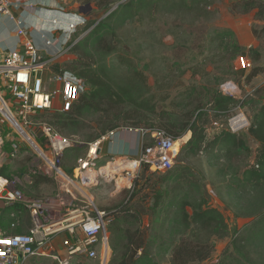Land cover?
Returning a JSON list of instances; mask_svg holds the SVG:
<instances>
[{
    "label": "rangeland",
    "instance_id": "1",
    "mask_svg": "<svg viewBox=\"0 0 264 264\" xmlns=\"http://www.w3.org/2000/svg\"><path fill=\"white\" fill-rule=\"evenodd\" d=\"M120 1L116 2L109 10ZM236 1L238 0H200L198 5L195 4L191 8L187 7L188 9L185 7L178 9V7H171L170 4L160 1L146 10L134 13L131 19L116 23V39L118 38L120 42L119 46L128 53L127 59L128 62H131V68L134 72L147 78L148 85L152 87L156 112L162 110H169L177 114L188 112L192 107H183L184 101L182 99L186 88L193 84H204L207 81V78L203 76L206 70H212L216 75L220 74V71L216 72L215 69H212L219 62L218 52L221 47L216 37L219 32L232 31L243 49L259 48L262 55L259 64H264V35L261 39H255L252 35L253 29L259 31L264 26V21H255L254 11L248 14H232L229 8ZM90 6L91 10L85 19V26L78 30L71 42L86 36L92 27L91 23L100 20L109 11H98L92 5ZM57 37L58 35L51 34L47 38L53 41V49L57 52L56 54L60 52V43L54 45ZM43 54V59L49 58ZM56 54H51V56ZM74 58L72 54H69L61 59L62 63L52 60L48 64V69L59 73L63 70L62 65ZM94 59L86 58L90 63ZM97 59L98 56H96ZM103 59L107 67L116 68L124 74L129 73L130 69L126 70V66L120 64L115 55L111 54ZM234 67L240 68L236 61ZM191 72H195L196 77L194 79L190 77ZM230 84L234 86L232 89L233 96L243 99L244 96H250L256 88L264 84V74L254 78L249 85L245 83V76L229 77L220 83L219 90L225 91V86ZM5 98H10L7 90ZM124 110L133 109L126 106ZM245 111L249 116L251 106L246 105ZM53 113V111H44L27 118L39 138L41 137L39 124H49L48 118ZM236 113L237 110L232 111V115ZM96 118L97 116L86 117L85 120L81 121L80 127L75 129L72 136L59 135L65 138H75L84 143L86 137L94 133L92 127L95 124L92 120ZM229 118L228 115H203L197 128L200 129L199 135L204 139L200 149L194 153L184 149L191 135V132H188L177 140L180 142V148L171 171L150 174L149 171L143 172L141 167L132 177L131 184L133 186L134 183H137L138 190H140L141 184L147 181L149 185H155V189L164 191L158 203V210L165 208V212L158 214L150 212V217L142 218L140 230L146 233L143 240L145 243H150V261L146 264H169L173 248L181 240L196 241L204 245L211 244V252L208 258L193 264H264V248L258 246V242L254 239L264 236V205H260L259 208L255 209L256 211H250H255V215L245 216L249 210L255 208L253 206H255L256 201L255 203L253 201L258 199L259 195H256L255 198V195L251 193L241 200H236L233 189L229 187L231 178L226 171L228 163L217 160V158H221V155L223 156L224 152H221V145L216 140L220 137L221 132L227 130ZM5 124H9L8 121L5 120ZM121 125L118 130H132L133 133L143 138L141 130H146L142 127L143 125L139 129L130 128L131 125L129 124ZM240 134H246V130ZM144 140L149 141L147 138ZM45 144V142L40 144L43 150H45ZM248 146L253 151L256 148V144L249 139ZM85 147L81 152L76 150L77 147L64 152L62 158L64 171L72 169L73 175L77 159L84 158L86 155ZM119 157L134 161L138 156L114 155L108 160ZM252 157L253 155L247 161L250 164ZM241 164L240 162L233 163L234 170L242 168ZM243 165L246 163L244 162ZM230 173L229 171L228 174ZM5 174L9 178L17 180L16 189L24 196L54 201L59 192L54 178L47 173L45 164L38 158L34 148L30 146L22 149L18 156L9 163ZM38 175L46 178V181L34 185L33 179ZM125 176L122 173L120 177L122 180L119 181L120 187L116 185L115 180L102 181L97 188H85L76 182L77 188L82 193L73 187H69L68 191L73 192L79 200L84 198L91 200L94 207L105 214L103 209L114 207L116 204L117 206L120 205L129 194L127 193L128 190L124 188L127 182L123 179ZM163 176H169L168 180L160 182ZM116 189L117 194L113 196V191ZM91 192L92 198L89 196ZM144 194L148 195L147 205L150 208L153 206L155 193L151 188L141 190L137 193L136 200L141 201ZM64 201L68 203L67 195L64 196ZM245 203L253 208L245 209ZM181 208L189 216L188 224L180 218ZM198 208L201 210L213 208L220 212L228 226V233L219 236L204 228L202 223L194 222L193 214ZM261 219L263 222H259ZM130 228L135 229L133 226ZM107 231L112 233L108 226ZM260 231L262 234H259ZM112 236L116 238L113 234ZM59 239H62V235L59 236ZM77 259L78 264H96L95 261L86 258ZM52 263L57 264L55 261L38 260L35 262V264Z\"/></svg>",
    "mask_w": 264,
    "mask_h": 264
},
{
    "label": "trees",
    "instance_id": "2",
    "mask_svg": "<svg viewBox=\"0 0 264 264\" xmlns=\"http://www.w3.org/2000/svg\"><path fill=\"white\" fill-rule=\"evenodd\" d=\"M78 1L80 5H92L96 10L106 12L120 0ZM160 1L170 4L171 7H178V9L181 7L191 8L200 3V0H131L124 5H119L107 17L92 22V27L86 36L75 44L70 41L69 52L75 58L62 65L64 70L84 82V91L72 104L69 111L59 113L51 110L54 113L48 118L49 124L59 134L72 136L75 129L80 127L82 120H85L86 117L97 116L96 119L92 120L95 124L92 127L94 133L86 137L84 146L88 142L98 140L110 131L118 130L121 128V124H129L131 125L130 128L133 129H139L143 125L142 127L146 130H160L172 140H179L191 132V138L184 149L194 153L204 143L203 137L199 135L200 129H197L201 117L210 114L212 116H231L232 111L239 108L247 117L250 125L246 134H232L228 130L220 133V137L216 141L221 145V152L224 154L217 160L228 163L226 171L231 178L229 187L233 189L236 200H241L251 193L255 195V198L256 195H259V198L253 201L258 204L255 203L254 209L249 210L253 207L245 203V209L249 210L245 216L255 215V209L264 205V84L256 88L250 96H244L243 99L223 94L219 90V85L229 77L236 75L245 76V83L249 85L254 78L264 74V64H259L262 58L261 52L259 48L243 49L235 34L230 30L219 32L216 36L221 47L218 52L219 62L217 61L215 68L212 69H215L216 72L220 71V74L216 75L214 71L206 70L203 76L207 78V81L204 84H193L186 88L182 99L184 101L183 107H192L188 112L182 114L169 110L156 112L152 87L148 85L145 76L136 74L131 68V62H128L127 59L128 53L124 52L119 46L118 38L116 39L115 25L118 21L125 22L127 19H131L134 13L146 10ZM229 10L232 14H248L254 11V20L264 21V0H238L230 5ZM252 35L255 39H261L264 35V26L259 31L253 29ZM111 54L115 55L120 64L126 66V70L130 69L128 74L105 65L103 58ZM96 56H98L97 60ZM87 57L95 59L90 63L86 60ZM238 58L248 61L250 67L235 68L234 62L237 63ZM190 77L194 79L196 77L195 72H191ZM237 85L239 86V84ZM246 105L251 106L250 119L245 111ZM126 106L132 107L133 110L125 111ZM38 139L41 144L47 142L42 136ZM248 139L256 144L254 151L249 148ZM84 146L77 147L76 150L81 152ZM252 155L250 164L247 161ZM238 162L242 163V168L234 170L233 163L237 164ZM244 162L246 165H243ZM7 170L8 167L2 171V175L5 176ZM142 171L148 172L147 168H142ZM229 171L230 174H228ZM65 172L71 175L72 169H67ZM168 177L163 176L160 182L167 181ZM43 181H46V178L40 175L33 179L34 185ZM154 187L155 185H149L146 181L141 184V188L138 190L137 183H134L132 189L127 191L129 194L123 203L103 209L105 218L109 220L108 227L112 232L111 234L116 237V247L113 249L116 252V257L109 264H146L150 261V243L144 242L143 238H145L146 233L140 230L142 218L150 217V212L158 214L166 210L165 208L158 210V203L164 191ZM149 188L155 193L154 203L150 208L147 205L148 195L144 194L141 201L136 200L137 193ZM26 197L30 196L26 195ZM250 201L252 200L250 199ZM9 207H12L17 218L25 216L27 213V209L19 203H14ZM252 210L255 211L250 212ZM180 218L188 224L189 216L182 208L180 209ZM262 220L259 222H263ZM16 221L17 219L13 218L7 228L3 229L1 225L0 228L7 234L22 235L23 233L16 226ZM193 221L202 223L204 228L219 236L228 233L224 216L213 208L196 209L193 214ZM12 225L14 226L12 227ZM130 226L135 227V229L130 228ZM259 234H262V231ZM260 237L254 239L258 242V246L264 248V236ZM211 247V244L204 245L196 241L181 240L174 246L169 264L202 262L208 258ZM138 253L140 256L137 258Z\"/></svg>",
    "mask_w": 264,
    "mask_h": 264
},
{
    "label": "built area",
    "instance_id": "3",
    "mask_svg": "<svg viewBox=\"0 0 264 264\" xmlns=\"http://www.w3.org/2000/svg\"><path fill=\"white\" fill-rule=\"evenodd\" d=\"M27 1L29 0H0V17H7L16 23L14 33L21 44L20 50L0 53V199L7 206L14 203L23 205L30 217V228L26 234H7L0 228V264H26L30 258L39 256L50 257L57 264H78L77 258L88 260L97 258V245L107 241V220L105 214L97 210L91 200L87 198L79 200L73 192L68 191V188H77L76 182L85 188L97 187L102 181L109 180L99 175L94 179L101 167L107 166L110 161H131L119 157L105 160L102 164L100 146L105 141H111L118 132L133 131L113 130L88 143L86 155L77 159L73 175L63 170L62 158L66 150L81 147L82 142L75 138L61 137L52 126L44 123L39 126L41 136L47 142L45 150L40 147V140L27 118L51 110L65 113L84 91L85 84L81 79H77L64 69L59 73L52 72L48 69V64L53 58L69 52L71 48L69 36L76 33L80 26H84L85 21L69 24L66 32L55 30L54 34L58 37L54 45L60 43L58 54L56 51L40 50L35 46L28 29L22 26L21 21L15 18L13 13V10L23 8ZM53 24L57 25V22L54 21ZM44 42L46 48L53 47V41L46 39ZM42 53L52 59H43ZM237 63L242 69L250 67V63L243 58H238ZM233 87L231 84L226 85L225 91L221 92L233 96ZM6 90L10 94L9 99L5 98ZM235 110L237 113L231 115L227 121V130L232 134H239L247 130L250 123L239 108ZM4 119L9 124H5ZM5 128L13 133L11 141L5 137ZM141 131L143 147L133 161L135 168L114 172L120 176L122 173L126 175L123 177L127 181L124 187L128 189L132 187V177L141 167L153 173L170 171L174 167L175 157L180 148L179 141L170 139L160 130ZM145 138L149 141L144 140ZM8 142L11 144L10 148H7ZM28 146L34 148L38 158L45 164L47 173L54 178L58 186L59 192L54 201L28 198L16 189L15 178L2 175L3 167ZM109 171L106 175L111 177L112 169ZM88 173H91V178L85 182ZM77 189L82 193L79 188ZM65 195L68 203L64 201ZM64 233L68 235L62 241L65 256L51 254L50 245L53 238Z\"/></svg>",
    "mask_w": 264,
    "mask_h": 264
},
{
    "label": "crops",
    "instance_id": "4",
    "mask_svg": "<svg viewBox=\"0 0 264 264\" xmlns=\"http://www.w3.org/2000/svg\"><path fill=\"white\" fill-rule=\"evenodd\" d=\"M80 3L78 0H29L26 5L21 9L13 10L15 18L19 19L22 23V26L28 29L30 35H32V40L37 48L40 50L46 49L48 52H54L53 47L46 48L44 40L48 36L57 35L54 34L55 30H65L69 24H79L81 20L85 21L87 16L90 14V11L87 14H82L79 11ZM56 21V24L53 22ZM84 24V26H85ZM84 26H80L76 33H73L69 36L68 41L70 42L72 37L75 36L79 29ZM16 23L12 20H9L7 17H0V53H7L10 50H20L21 44L18 40L16 34L14 33V28ZM34 27V28H32ZM32 33V34H31ZM77 41H74L75 44ZM70 54L68 52L65 55L57 56L53 58L54 61L62 63L64 57H67ZM45 58V56H44ZM1 59V56H0ZM48 58L46 60H51ZM5 137L7 140L11 141L13 133L5 128ZM11 138V139H10ZM188 138L187 142L189 141ZM186 142V144H187ZM11 147V144L7 143V148ZM143 147V138L135 133H129L127 131L118 132L117 135L111 141H105L100 146V161L103 163L105 160H108L114 155H126L130 157L138 156ZM9 165V164H8ZM8 165H5L2 169L5 170ZM172 170V169H171ZM170 170V171H171ZM150 172V171H149ZM169 172V171H166ZM165 172V173H166ZM150 174H154L150 172ZM99 186V185H98ZM97 188V187H93ZM125 188V187H124ZM118 189V188H117ZM117 189L113 191V196L117 193ZM129 190L128 188H125ZM90 198H92V192L89 193ZM15 212L12 210V207H9L5 202L0 199V225L3 229L7 228L13 218L17 219V227L24 234H26L30 227V217L27 211L26 215L19 218L15 217ZM107 220V226L109 220ZM106 226V242H100L97 245V258L90 261H95L96 264H109L111 260L116 257V252H114V247H116V238H113L112 234L107 232ZM62 235V239H59V236ZM68 237L66 233L60 234L53 238L50 245V253L58 256H65V251L62 246V241ZM110 241V242H109ZM140 256V253L137 254V258ZM50 257H33L30 258L26 264H35L38 260L51 261L54 260ZM53 264V263H52Z\"/></svg>",
    "mask_w": 264,
    "mask_h": 264
},
{
    "label": "bare ground",
    "instance_id": "5",
    "mask_svg": "<svg viewBox=\"0 0 264 264\" xmlns=\"http://www.w3.org/2000/svg\"><path fill=\"white\" fill-rule=\"evenodd\" d=\"M129 168H135V165L133 163V161H120V160H116L115 162L110 161L107 166H103L99 169V171L97 172V174L95 175L94 179L99 175V177L101 178H108L109 180H115L116 185H118L120 187V179L122 180V178H120V174L119 173H114V172H118L124 169H129ZM112 169V172L110 173L111 177H108L106 174H109V170ZM91 178V173H88V175L85 177V182L89 181Z\"/></svg>",
    "mask_w": 264,
    "mask_h": 264
},
{
    "label": "water",
    "instance_id": "6",
    "mask_svg": "<svg viewBox=\"0 0 264 264\" xmlns=\"http://www.w3.org/2000/svg\"><path fill=\"white\" fill-rule=\"evenodd\" d=\"M131 0H122L120 1L117 5H115L111 10H109L102 18H105L107 17L109 14H111L113 11H115L119 5H124L128 2H130ZM91 10V6L90 5H82L80 6L79 8V11L82 13V14H87L89 11ZM90 31V30H89ZM84 146V144L81 145V147Z\"/></svg>",
    "mask_w": 264,
    "mask_h": 264
},
{
    "label": "snow or ice",
    "instance_id": "7",
    "mask_svg": "<svg viewBox=\"0 0 264 264\" xmlns=\"http://www.w3.org/2000/svg\"><path fill=\"white\" fill-rule=\"evenodd\" d=\"M3 243H7V241H2Z\"/></svg>",
    "mask_w": 264,
    "mask_h": 264
}]
</instances>
